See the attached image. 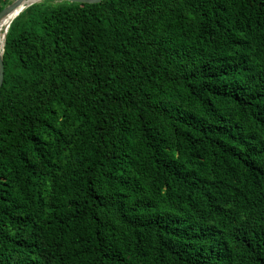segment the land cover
<instances>
[{
	"label": "trees",
	"instance_id": "trees-1",
	"mask_svg": "<svg viewBox=\"0 0 264 264\" xmlns=\"http://www.w3.org/2000/svg\"><path fill=\"white\" fill-rule=\"evenodd\" d=\"M3 64L0 264H264V0H44Z\"/></svg>",
	"mask_w": 264,
	"mask_h": 264
},
{
	"label": "water",
	"instance_id": "water-1",
	"mask_svg": "<svg viewBox=\"0 0 264 264\" xmlns=\"http://www.w3.org/2000/svg\"><path fill=\"white\" fill-rule=\"evenodd\" d=\"M56 1H65V2H69V3H80V4H96V3H100L103 0H56ZM25 2V0H13L9 5L5 6L1 11H0V23L9 15H11L12 13H14L16 10H18L21 5ZM31 6V5H29ZM28 6V7H29ZM27 8V7H26ZM23 11V10H22ZM21 11V12H22ZM20 14V13H19ZM17 14V16L19 15ZM16 16V17H17ZM11 24V23H10ZM9 26L7 27L6 33H5V37L6 34L8 32ZM5 45V43H4ZM3 53H4V46L0 51V87L3 83V76H4V64H3Z\"/></svg>",
	"mask_w": 264,
	"mask_h": 264
},
{
	"label": "bare ground",
	"instance_id": "bare-ground-1",
	"mask_svg": "<svg viewBox=\"0 0 264 264\" xmlns=\"http://www.w3.org/2000/svg\"><path fill=\"white\" fill-rule=\"evenodd\" d=\"M43 0H25V2L21 5V7L16 10L14 13L6 17L1 23H0V51L4 46L5 43V33L7 30L8 25L16 18L17 14L21 13L22 10L26 9L29 5H33L36 3H40Z\"/></svg>",
	"mask_w": 264,
	"mask_h": 264
},
{
	"label": "rangeland",
	"instance_id": "rangeland-1",
	"mask_svg": "<svg viewBox=\"0 0 264 264\" xmlns=\"http://www.w3.org/2000/svg\"><path fill=\"white\" fill-rule=\"evenodd\" d=\"M43 1H44V0H43ZM53 1L57 2L56 0H53Z\"/></svg>",
	"mask_w": 264,
	"mask_h": 264
}]
</instances>
